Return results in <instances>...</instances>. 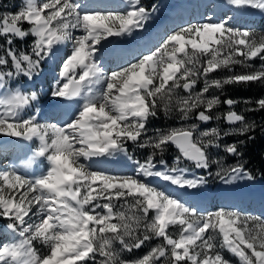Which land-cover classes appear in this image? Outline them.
<instances>
[{"label":"snow or ice","instance_id":"obj_1","mask_svg":"<svg viewBox=\"0 0 264 264\" xmlns=\"http://www.w3.org/2000/svg\"><path fill=\"white\" fill-rule=\"evenodd\" d=\"M226 4L264 12V0ZM157 11L142 0L113 7L22 0L13 11L0 0V134L38 141L33 159L48 162L39 175L0 167V264H234L225 253L239 264H264V214L202 210L155 183L199 190L213 175L225 184L255 179L240 149L257 128L264 130L248 119L264 112V95L233 98L225 88L264 87V63H252L264 61V32L234 27L232 16H208L152 37L139 50L109 40L145 31ZM61 49L67 51L49 95L65 118L42 122L40 108L25 115L40 101L27 83ZM105 49L115 60L111 69L101 61ZM218 72L227 75L217 78ZM161 116L180 124L150 129ZM221 120L231 131L201 130ZM229 135L245 139L222 145ZM130 143L149 154L135 159ZM169 146L177 153L171 164ZM221 149L225 159H212ZM119 154L133 161L131 174L92 162ZM227 156L235 163L228 165ZM153 240L142 256L127 258Z\"/></svg>","mask_w":264,"mask_h":264},{"label":"rangeland","instance_id":"obj_2","mask_svg":"<svg viewBox=\"0 0 264 264\" xmlns=\"http://www.w3.org/2000/svg\"><path fill=\"white\" fill-rule=\"evenodd\" d=\"M208 0H193L192 1V10L190 12H185L186 16L185 19L183 16L185 15L184 12H179L175 17L173 24L170 28L164 29L161 32V36H164L168 30L174 29L177 25H182L188 22H198L204 17L211 16L213 19L215 18H223L225 16H232L233 17V26L237 28H250L254 29L257 32H264V12L254 10V9H246V10H237L234 11L233 8H230L227 5V9L225 12L218 14V11L215 9V5H211L207 3ZM142 2L149 7L151 6V0H142ZM179 2V0H157L154 3L158 5V11L169 7H174ZM3 4L6 9L8 10H15L16 7L21 6L22 0H3ZM209 4V5H208ZM213 7V8H212ZM229 7V8H228ZM182 9H184L182 7ZM157 11V12H158ZM165 11H162L161 18H166ZM156 15V14H155ZM159 18H154L152 21L147 25L146 30L143 32H137L135 37H129L127 39L122 38H115L110 37L109 40L113 41V43H123L127 44L129 40L133 42H138L139 46L143 45L145 41L146 35L150 31L156 30L154 26L160 22ZM187 19V20H186ZM158 25V24H157ZM150 26V27H149ZM153 27V29H152ZM169 27V26H168ZM167 30V31H166ZM79 35V33H76ZM139 37V39L137 38ZM141 37V38H140ZM137 39V40H136ZM31 40V37L28 38ZM141 43V44H140ZM158 45L155 44L154 47ZM70 48V45H68ZM109 49H105L101 54V61L108 67L109 69L113 68L115 65V60L112 59L110 61L104 62L106 53ZM66 49H61L56 57L47 61V63L43 66V72L38 77L34 78L31 82L27 83V87L31 90H35L39 93L40 101L38 104H34L32 109H29L25 115H28L33 111L35 108H40L41 111V118L42 122L48 121L51 123H56L61 119H64V115L62 114V110L60 108L54 107L55 102L52 101L49 90L52 84L54 83V79L57 77L58 72L60 70L62 57H65ZM260 59L255 58L253 59L252 63L255 66L260 65ZM107 63V64H106ZM237 71H242L240 66H237ZM217 78L227 75L226 72H218ZM202 87V82L198 86ZM217 94V92H214ZM227 109H225L226 111ZM220 111V110H219ZM180 124L178 118L172 117L169 121L163 123L162 128H167L169 126H176L178 127ZM225 124V122H224ZM221 121H212L208 123H204L201 125V130H206L211 127H220L223 130L231 131L230 125H226L225 127ZM153 129V128H150ZM233 135H229L221 141V144L230 143L233 140ZM38 141H28L20 137H10L3 134H0V167L5 166H17L20 170L29 175H39L42 171H44L48 165V162L42 157H36L33 159V153L35 151L36 145ZM129 151L134 155L135 159L143 160L149 154L148 149H141L136 147L135 145L129 144ZM177 153H173L171 156L173 157ZM122 155V156H121ZM212 159L223 160L225 159V154L223 153L222 149L219 151L212 152ZM123 157V158H122ZM172 157L169 160V163L172 162ZM107 159H113L117 161L118 165H127L131 163L132 167L134 166L133 161L128 160L126 156L123 154H119L115 157H108ZM105 159V160H107ZM122 160V161H121ZM30 162V163H29ZM94 162V159L93 161ZM227 162V161H226ZM28 165L25 167V165ZM231 165V164H228ZM106 166V165H105ZM126 168V171L123 173L131 174L133 169ZM106 168L115 170L114 165H108ZM211 171L214 173L216 171V165H213ZM121 172V171H117ZM157 184L168 188L169 191L174 192L177 196L183 197L184 199L188 200L191 203H194L202 210H213L220 206H230L238 208L242 211H246L249 213L261 215L264 214V183L261 180L254 179V180H242L235 184H225L221 182L218 178L214 175L209 177L207 185L199 190H185L182 188L174 187L168 185L166 182L160 181L158 178L156 179ZM155 182V183H156ZM159 182V183H158ZM191 198V199H190ZM4 221H0V225H2ZM173 231H177L178 229H172ZM219 240V237H217ZM158 241L153 240L151 245L141 247L138 250H134L130 256L127 258L139 257L142 256L149 250V247L155 245ZM38 247H41L39 244ZM41 250L42 247H41ZM227 258L234 262V264H239L238 259L230 253H225ZM127 256V254H126Z\"/></svg>","mask_w":264,"mask_h":264},{"label":"trees","instance_id":"obj_3","mask_svg":"<svg viewBox=\"0 0 264 264\" xmlns=\"http://www.w3.org/2000/svg\"><path fill=\"white\" fill-rule=\"evenodd\" d=\"M157 0H151L152 4ZM151 4V5H152ZM260 64L264 63V61H259ZM225 93L228 96L233 98L238 97H259L264 95V87L260 86L257 83H251L248 85L239 84V85H230L226 86ZM220 93L217 92V95ZM223 99V97H222ZM244 105L238 104L236 109L238 111H242L244 109ZM227 109V105H222L219 109L220 111H225ZM172 117L165 118L161 116L159 119H154L149 124V128H162L163 123L169 121ZM248 119L252 121H256L257 123H264V112H250L248 113ZM223 124L225 121H223ZM225 127H227L224 124ZM252 135L255 137L254 139H249L245 147H242L240 151L243 153L242 161L244 162L247 169L251 170L255 179L261 180L264 183V130L257 128ZM233 140H244L245 137L233 135ZM176 153V149L172 146H169L165 159L170 160L171 155ZM236 158L232 156H227L226 161L227 164H234Z\"/></svg>","mask_w":264,"mask_h":264},{"label":"bare ground","instance_id":"obj_4","mask_svg":"<svg viewBox=\"0 0 264 264\" xmlns=\"http://www.w3.org/2000/svg\"><path fill=\"white\" fill-rule=\"evenodd\" d=\"M192 1L193 0H179V2L176 5H174V7H169L167 10H166V8H164V9L158 11L156 13V15H155L156 18H159V19L161 18L160 14H162V11H165L164 13L166 14V18L164 19V17H162L163 19H160V22L157 23L158 25L156 24L154 26V28H156V30L150 31V29H149V31H148L149 33L146 35L145 39L142 40V42L146 41V40H148V39H150L152 37L161 36V34H162L161 32H163L164 29H168V28H170L172 26L173 21H174L175 17L177 16V14L179 12H184V14H185V12L187 13V12H190V10H192V7H193L191 5ZM88 2L90 4H92L93 6L113 7V6L120 5L121 0H88ZM207 3H209L210 6L214 4L215 5V9L218 11V14H221V13L225 12V10H228L227 9V4H226V0H208ZM182 7L184 9H182ZM233 10L237 11L235 9H233ZM185 16H186V14L183 16L184 19H185ZM152 29H153V27H152ZM135 35H138V34H135ZM135 35H134V37H135ZM137 38L139 39V37H137ZM119 44H120V46L122 48H130V49H136V50H139L141 48V46H142V45L139 46L138 42H133L132 40H129V42L127 44H125V42L119 43ZM143 45H144V43H143ZM151 46L154 48V46H155V42L154 41H153ZM108 52H109V50H108ZM108 52L106 53L105 59L103 60L104 62H106V61L108 62V61L113 59V58H111L109 56ZM93 159H94L93 163L96 164L97 166H101V167H106L107 166L108 167V165H114L115 169L117 171H121V172L126 171V168H129L131 170V167H132L131 163H128L127 165H125V164L124 165H122V164L118 165L117 161L113 160V159H107V158H93ZM105 159H107V160H105ZM132 168H134V166ZM155 182H156V180H155Z\"/></svg>","mask_w":264,"mask_h":264},{"label":"water","instance_id":"obj_5","mask_svg":"<svg viewBox=\"0 0 264 264\" xmlns=\"http://www.w3.org/2000/svg\"><path fill=\"white\" fill-rule=\"evenodd\" d=\"M228 107V106H227ZM227 125H229L228 123H226Z\"/></svg>","mask_w":264,"mask_h":264}]
</instances>
